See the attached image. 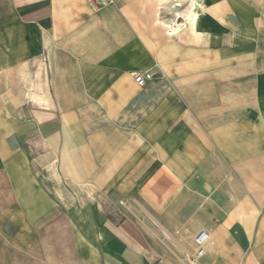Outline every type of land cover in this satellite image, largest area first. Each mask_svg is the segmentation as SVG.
I'll return each instance as SVG.
<instances>
[{
  "label": "crops",
  "instance_id": "0c3cea01",
  "mask_svg": "<svg viewBox=\"0 0 264 264\" xmlns=\"http://www.w3.org/2000/svg\"><path fill=\"white\" fill-rule=\"evenodd\" d=\"M211 10L154 49L127 9L0 0V264H188L200 232L264 264V3Z\"/></svg>",
  "mask_w": 264,
  "mask_h": 264
},
{
  "label": "rangeland",
  "instance_id": "374dc122",
  "mask_svg": "<svg viewBox=\"0 0 264 264\" xmlns=\"http://www.w3.org/2000/svg\"><path fill=\"white\" fill-rule=\"evenodd\" d=\"M244 1L248 4L257 3L262 5L264 3V0ZM88 3L95 12L107 5H114L119 9L130 11L133 23L139 27L143 37L148 39L149 46L154 49L156 48V42L163 40L164 45L174 42L181 49L190 48L191 50H201L203 47V43L198 44L199 41L202 42V39H200L201 29L197 28V25L194 29L188 25L193 19L192 12L201 17L210 18L212 23L208 30L212 31L216 26L220 27L221 24L229 25L232 22L231 20L236 19L238 16L235 17L232 13H223L221 11L214 13L211 10L210 12L208 11L210 4L216 3L224 6H230L231 4L234 8L239 6V0H88ZM237 14L239 15V12ZM222 19L223 21H220ZM260 31V35H264V29H260ZM145 72H154L152 79L154 82L162 78L161 72L157 67ZM167 95L171 96V93H167ZM123 204L120 203V206L122 207ZM146 223L149 227L154 228V225L149 220Z\"/></svg>",
  "mask_w": 264,
  "mask_h": 264
},
{
  "label": "built area",
  "instance_id": "2783aa9c",
  "mask_svg": "<svg viewBox=\"0 0 264 264\" xmlns=\"http://www.w3.org/2000/svg\"><path fill=\"white\" fill-rule=\"evenodd\" d=\"M154 72H139L132 75L135 85L139 88L145 87L146 83L152 81ZM208 240V235L205 232H200L193 239L195 245L192 258L188 259V264H199L198 259L204 255V246Z\"/></svg>",
  "mask_w": 264,
  "mask_h": 264
},
{
  "label": "bare ground",
  "instance_id": "6f19581e",
  "mask_svg": "<svg viewBox=\"0 0 264 264\" xmlns=\"http://www.w3.org/2000/svg\"><path fill=\"white\" fill-rule=\"evenodd\" d=\"M194 4H195V2H194ZM193 4V5H194ZM193 10H195V9H193ZM192 15H193V19L190 21V23L188 24L189 25V27H193V29H194V27H196V25H197V23H198V21L200 20V16L199 15H197L195 12H192L191 13ZM176 29V28H175ZM171 33V32H170ZM202 34H204V32H201ZM195 34V33H194ZM174 35V34H173Z\"/></svg>",
  "mask_w": 264,
  "mask_h": 264
}]
</instances>
